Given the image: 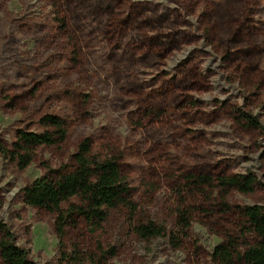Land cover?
<instances>
[{
	"label": "rangeland",
	"instance_id": "1",
	"mask_svg": "<svg viewBox=\"0 0 264 264\" xmlns=\"http://www.w3.org/2000/svg\"><path fill=\"white\" fill-rule=\"evenodd\" d=\"M49 114L67 122L65 142L23 169L0 155V220L17 245L39 264H216L240 217L217 190L192 197L185 176L252 175L254 190L227 202L264 206V0H0V146L44 132ZM87 137L118 158L136 209L95 227L76 214L60 244L57 214L24 188L71 165ZM149 222L162 234L141 236Z\"/></svg>",
	"mask_w": 264,
	"mask_h": 264
},
{
	"label": "trees",
	"instance_id": "2",
	"mask_svg": "<svg viewBox=\"0 0 264 264\" xmlns=\"http://www.w3.org/2000/svg\"><path fill=\"white\" fill-rule=\"evenodd\" d=\"M250 125L257 127V120L249 114L243 115ZM42 124L44 132L21 131L18 141L12 148L0 146V155L18 161L23 169L31 164L35 150L42 145L54 146L63 143L68 137L65 119L58 115H46ZM71 165L63 164L24 188V201L32 207L46 208L57 214L56 229L60 244L65 236V227L76 214L84 216L92 226L103 224L109 212L119 207L134 211L136 209L133 188L123 173L117 157L97 155L93 140L84 138L73 155ZM256 179L252 175H220L188 173L186 187L192 197L203 195L212 198L218 191L223 203L224 213H237L240 221L235 230L228 231L224 241L217 245L212 254L216 264H264V206L260 204L238 206L234 209L227 196L231 190L250 193L254 190ZM79 198L81 204L63 208L72 198ZM190 212L199 210L190 208ZM202 211H206L202 208ZM181 213L185 228L191 224L190 217ZM143 237L160 235L163 228L149 222L136 228ZM0 259L2 264H39L27 248L17 245L9 226L0 220Z\"/></svg>",
	"mask_w": 264,
	"mask_h": 264
}]
</instances>
